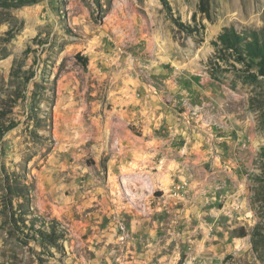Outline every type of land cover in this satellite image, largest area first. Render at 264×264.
<instances>
[{
    "label": "rangeland",
    "instance_id": "rangeland-1",
    "mask_svg": "<svg viewBox=\"0 0 264 264\" xmlns=\"http://www.w3.org/2000/svg\"><path fill=\"white\" fill-rule=\"evenodd\" d=\"M3 1L0 264H264V0Z\"/></svg>",
    "mask_w": 264,
    "mask_h": 264
},
{
    "label": "trees",
    "instance_id": "trees-1",
    "mask_svg": "<svg viewBox=\"0 0 264 264\" xmlns=\"http://www.w3.org/2000/svg\"><path fill=\"white\" fill-rule=\"evenodd\" d=\"M3 2H4L3 4H8V5H11V2H13L16 5H28V4L36 3L37 0H5ZM196 25L197 27H199L201 32L205 28L204 25L202 24L199 25V23H196ZM250 37L252 38V40L246 42L245 51L250 58L252 59L255 58L258 60V66L260 72L261 74L264 75V43L261 44L259 42L258 34H256L255 32H253L252 35H250ZM236 38H238V36L235 33L232 34L227 33L221 36V40L226 45L229 46H236ZM77 58L83 61V65L86 66L88 64V58L83 57L80 53L77 54Z\"/></svg>",
    "mask_w": 264,
    "mask_h": 264
}]
</instances>
